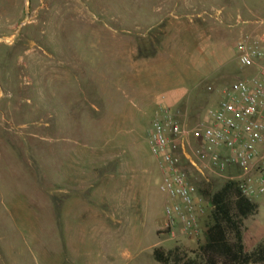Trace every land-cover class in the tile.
Here are the masks:
<instances>
[{"label":"rangeland","instance_id":"374dc122","mask_svg":"<svg viewBox=\"0 0 264 264\" xmlns=\"http://www.w3.org/2000/svg\"><path fill=\"white\" fill-rule=\"evenodd\" d=\"M239 11L249 21L243 32L245 26L232 20ZM189 20L195 26L204 20L206 36L219 27L220 36L207 42L193 34ZM257 20H264V0H0V264H160L150 248L155 242L196 250L205 234L191 241L157 233L165 224V194L140 167V191L134 193L130 175L117 180L125 205L123 211L109 208L107 198L116 194L106 191L99 165L114 146L99 144L144 135L117 113L103 112L108 109L87 80V66L100 67L107 59L113 68L131 67L133 57L126 62L117 47L124 43L128 57L134 41L151 43L152 49L142 51L153 56L151 72L141 73L140 82L160 84L165 78L198 101L199 112H176L181 124L194 127L217 108L224 90L250 74L239 63L237 41L246 32H260ZM199 46L204 55L197 53ZM132 71L126 75L131 79ZM110 92L120 101L126 97L117 81H111ZM59 148L66 162L68 149L73 160L84 156L88 168L79 184L74 170L71 194L57 193L55 204ZM122 149L132 162L134 149L154 161L144 143ZM221 184L211 182L214 188ZM254 201L260 212L245 221L247 251L264 240V197ZM78 202L89 207L82 210ZM117 218L123 223H115Z\"/></svg>","mask_w":264,"mask_h":264},{"label":"built area","instance_id":"2783aa9c","mask_svg":"<svg viewBox=\"0 0 264 264\" xmlns=\"http://www.w3.org/2000/svg\"><path fill=\"white\" fill-rule=\"evenodd\" d=\"M253 24L260 32L237 41L239 63L250 74L222 92L206 120L187 127L160 104L147 131L163 174L160 190L169 198L161 234L171 240L199 241L205 234L213 206L200 184L236 181L244 196L264 197V20Z\"/></svg>","mask_w":264,"mask_h":264},{"label":"crops","instance_id":"0c3cea01","mask_svg":"<svg viewBox=\"0 0 264 264\" xmlns=\"http://www.w3.org/2000/svg\"><path fill=\"white\" fill-rule=\"evenodd\" d=\"M229 14V13H228ZM243 14L239 11L237 13L232 12V20L236 24H243L245 27H242V32L247 28V25L249 24V21L247 20V17H243ZM177 18V17H176ZM191 26H195L192 22V20L188 21ZM240 22V23H239ZM209 34L206 36V31L204 28V20L199 22V25L195 26V30L193 31V34H200L201 36L205 37L207 42L208 40L212 39V36H220V29L219 27H212L210 28ZM208 31V30H207ZM166 35V34H165ZM165 37V36H164ZM190 40L191 37H188V40L184 43V47L190 46ZM205 40V41H206ZM164 46L166 47V43L162 40ZM120 45V44H119ZM121 49L120 54L122 58L127 60L126 62H132L133 57V65L126 66L125 63L122 65H119L116 68H113L110 64H108V60L105 59V63H102L100 67L99 65H93L90 64L87 66V76L88 81L94 83V87L99 91L97 94V97L100 99V104H104V106L108 109L107 111H103L104 113H112L118 115V119L121 118L122 121H130L133 125L132 127L134 129L141 130L143 132V137H128L124 139H115L112 141H108L107 143H101L99 145L102 146H110L113 145L114 149L110 150V155L106 159L100 160V169L103 173L102 175V181H105L106 190L108 193L111 192V194H116L115 199L114 198H107V203L109 204L110 209H116L117 211H123L124 203V196H118L117 190L119 188V185L116 183L119 181V179L126 178L127 175H130L132 177V181L130 182L131 185L136 186V190L134 193H137L140 191V182L139 179H137V174H135L136 167H140L143 172L151 174L153 178H155V181L161 183L162 181V170L159 164L158 159L152 154L150 149V144L147 136V131L153 122V120L156 117V113L158 110V106L160 104H165L166 106L170 107L175 113L176 112H185L187 113H195L199 112V103L192 97H186L184 91H180L179 89H172V87L168 84V81L165 78H162V81L160 84H156L155 81H152L150 83H141L140 78L142 76L141 73H147L149 70V67L151 66V63L153 61V56L148 53L145 54L142 52L143 50H150L152 49V44L150 43L148 46H145V44H141L140 42H133L132 47V56H125V53L123 50L125 49L124 43H121L119 47ZM196 51L200 55H204V48L203 46H199L196 48ZM237 53V51H236ZM238 55V53H237ZM143 56V57H142ZM105 58L108 57V55L103 56ZM118 58V56H117ZM138 67V68H137ZM79 68V67H78ZM128 68L133 69V77L132 79L130 76H126L128 73ZM149 72H151L149 70ZM111 81H117V84L121 89L124 90L125 93V99L120 101L116 96H114L110 92V83ZM131 89L130 92L126 90L125 88ZM96 90V91H97ZM128 101H127V100ZM117 105L120 107L119 110L113 111L112 105ZM132 105L133 110L129 108V105ZM198 109V110H196ZM145 141V142H144ZM145 144L147 151L151 153V155L154 157L153 163L146 161L143 159L142 154L139 150L134 149L142 144ZM123 147H129L133 150L132 158L136 159V161H131V159L128 157V159L125 157L126 150L121 148ZM56 149H54V154H56ZM59 157L56 158L54 161V183H56V189L54 190V203L57 204V193H69L71 194L72 190V175L74 170L77 172V182L79 184L82 176V171H85L88 167L86 164L85 157L78 155L77 160H73V154L69 153L72 152L68 149V161L66 162L65 158H61V150L59 148ZM58 161V162H57ZM75 161V163H74ZM92 169V167H91ZM97 169V168H96ZM237 169H232V173H237ZM68 180V182H67ZM118 180V181H117ZM68 184H67V183ZM110 183V185H109ZM67 184L68 187L65 185ZM85 184V182L83 183ZM63 185V186H62ZM113 186V187H112ZM80 187V186H79ZM109 187H112L111 190ZM121 187V186H120ZM115 188V189H114ZM160 188V185H159ZM80 188L78 189V191ZM105 191V192H106ZM122 195L127 192L126 190H121ZM104 192V193H105ZM106 192V193H107ZM165 201L164 206L166 202L168 201V196L165 195ZM61 201V200H60ZM119 203H118V202ZM61 202L58 203V205L61 207ZM80 209L86 210L89 206L88 203L84 202L82 205H80V202H78ZM88 206V207H87ZM163 214H164V208H163ZM118 219V218H117ZM122 224L123 220H116L115 223ZM165 227V224H164ZM164 229V228H163ZM163 229L157 231V233H162ZM124 237V236H122ZM185 239V238H180ZM156 247H159L158 242H155L150 245V248L154 249ZM123 254L125 257H130V253L127 251H124ZM158 262V261H157ZM160 263V262H158ZM161 264V263H160Z\"/></svg>","mask_w":264,"mask_h":264},{"label":"trees","instance_id":"16d2710c","mask_svg":"<svg viewBox=\"0 0 264 264\" xmlns=\"http://www.w3.org/2000/svg\"><path fill=\"white\" fill-rule=\"evenodd\" d=\"M200 188L213 206L204 242L191 253L178 246L156 247L155 260L161 264H264V240L251 251L244 243L245 221L259 214L260 205L244 196L236 181L217 188L200 184Z\"/></svg>","mask_w":264,"mask_h":264}]
</instances>
